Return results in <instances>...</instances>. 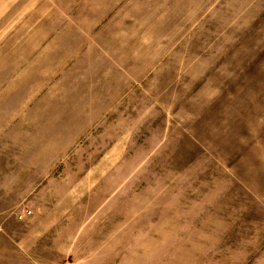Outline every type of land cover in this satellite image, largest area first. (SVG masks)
Returning a JSON list of instances; mask_svg holds the SVG:
<instances>
[{
  "label": "rangeland",
  "instance_id": "rangeland-1",
  "mask_svg": "<svg viewBox=\"0 0 264 264\" xmlns=\"http://www.w3.org/2000/svg\"><path fill=\"white\" fill-rule=\"evenodd\" d=\"M12 230L43 264H264V0H0Z\"/></svg>",
  "mask_w": 264,
  "mask_h": 264
},
{
  "label": "crops",
  "instance_id": "crops-1",
  "mask_svg": "<svg viewBox=\"0 0 264 264\" xmlns=\"http://www.w3.org/2000/svg\"><path fill=\"white\" fill-rule=\"evenodd\" d=\"M33 246L17 244L14 230L7 233L0 232V264H43L40 260H29L31 256L28 252Z\"/></svg>",
  "mask_w": 264,
  "mask_h": 264
},
{
  "label": "built area",
  "instance_id": "built-area-1",
  "mask_svg": "<svg viewBox=\"0 0 264 264\" xmlns=\"http://www.w3.org/2000/svg\"><path fill=\"white\" fill-rule=\"evenodd\" d=\"M27 214H30L29 211H27ZM19 217H22V215H19Z\"/></svg>",
  "mask_w": 264,
  "mask_h": 264
}]
</instances>
